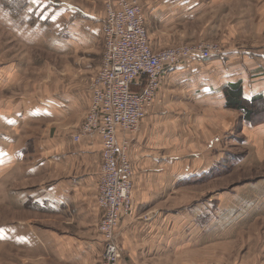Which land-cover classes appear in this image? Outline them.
Segmentation results:
<instances>
[{"label": "crops", "instance_id": "1", "mask_svg": "<svg viewBox=\"0 0 264 264\" xmlns=\"http://www.w3.org/2000/svg\"><path fill=\"white\" fill-rule=\"evenodd\" d=\"M13 1L6 2L3 23L14 40L16 33L27 38L38 26L50 29L57 53H89L97 42L103 45L104 12L64 1ZM134 1L154 52L185 42L214 40L224 45L220 56L205 61L190 57L167 67L141 130L116 131L118 141L129 143L133 174L132 211L115 229L120 238L118 264H175V254L194 245L188 239H198L195 244L203 249L207 244H198L199 239L208 238L214 250L222 241L221 232L230 237L240 224L237 220L264 211L261 188L257 195L227 200L226 208L210 199L205 205L185 206L178 214L161 209L162 200L184 181L208 175L223 161L217 162L223 152L214 150V144L228 141L236 112H241L227 104L232 88H240L241 107H251L256 98L264 100V0L254 1L257 36L246 44L239 43L238 29L231 24L230 12H236L238 0ZM53 25H58L54 31ZM183 27L190 28V35H184ZM1 59L0 196L7 209L0 217V264H100L97 227L103 212L96 206V188L102 144L96 135L73 141L91 101L90 78L100 64L70 65L72 71L62 78L48 70L35 81L33 67ZM145 83V77L137 79L132 91L141 92ZM240 124L244 138L237 141L253 144L263 157L264 123L250 125L242 117ZM36 212L49 215L52 225L32 222L28 214ZM16 214L18 221L8 220ZM186 256L179 264H211L209 256ZM214 258V263H223L222 256Z\"/></svg>", "mask_w": 264, "mask_h": 264}, {"label": "built area", "instance_id": "2", "mask_svg": "<svg viewBox=\"0 0 264 264\" xmlns=\"http://www.w3.org/2000/svg\"><path fill=\"white\" fill-rule=\"evenodd\" d=\"M101 21L103 54L90 78V104L73 141L96 135L102 144L96 206L102 210L97 232L102 244L100 264H118L119 246L114 237L118 221L132 211V168L127 158L128 142L117 140L116 131L134 134L156 99L160 75L167 67L190 57L206 60L222 55L224 48L199 44L157 52L148 46L141 9L134 0H106ZM145 77L139 93L133 83Z\"/></svg>", "mask_w": 264, "mask_h": 264}, {"label": "rangeland", "instance_id": "3", "mask_svg": "<svg viewBox=\"0 0 264 264\" xmlns=\"http://www.w3.org/2000/svg\"><path fill=\"white\" fill-rule=\"evenodd\" d=\"M10 1V0H9ZM56 2H69L74 5H80L81 7L89 10L92 13L104 12L105 0H54ZM258 3L263 0H238V7L236 12H230L232 17L231 24L234 29H238L235 34L239 37V43L246 44L249 40L255 38L257 33H255V16L253 7L255 2ZM7 0H0V58L2 62H8L12 60H17L20 63H25L28 67L32 68L31 76L36 80L40 81L42 75H47L49 70L50 74H57L60 78L64 76V73L72 71L70 65L79 64H95L100 63L104 48L102 45V40L97 42L94 50L89 53L80 52L79 54L69 51L68 53H57L55 47L53 46V36L50 29L45 32L42 27H34L29 30V35L27 38L21 33L20 35L15 34V40L11 38L8 33H6V23H3L5 14L7 11ZM47 10L49 8L47 7ZM59 11V10H58ZM56 11L55 14L58 12ZM59 13V12H58ZM57 13V14H58ZM49 15V12L43 13V15ZM237 17V18H236ZM229 18V19H230ZM2 23V25H1ZM264 25V23H262ZM52 26V25H51ZM58 25L54 27L53 31ZM198 27V24L195 25ZM183 33L185 36L190 35V28L183 27ZM186 29V30H185ZM199 32V31H198ZM149 40V36H148ZM199 44H214L220 48H224L222 43L217 41H197L190 43H179L175 44L169 48L185 47L190 48L191 46H196ZM26 45V47L24 46ZM165 49V48H164ZM30 73V72H29ZM30 76V74H29ZM34 81V82H35ZM253 110L260 109L258 105L252 107ZM238 118L234 122V126L229 131L227 136H230L228 141L214 144V150L220 152L216 156L217 166L210 171L212 176H201L197 180L196 176H193V180L189 183L184 181V185L180 186L178 190L170 192L168 198L162 200L161 209H170L174 214H178L179 210L183 207L194 206V204H203L208 202V200H218L220 208H226V201H233L241 196H253L257 195V190L264 189V154L263 157L259 158L258 150H255L254 145L250 146L242 145L240 140L237 138H244L240 131V119L242 118V113L236 112ZM264 120V116L255 117L254 121ZM143 121V120H142ZM141 123L139 124L138 133L141 130ZM132 168V167H131ZM206 177V178H204ZM203 178V179H201ZM132 186H133V176H132ZM133 192V191H132ZM262 192V191H260ZM132 196V195H131ZM222 199V201H221ZM251 203L247 204L250 205ZM235 206L232 204L231 206ZM241 203L238 206L241 208ZM237 206V205H236ZM206 208V206H205ZM6 207L2 205V197L0 196V217L5 214ZM12 212V211H11ZM222 212L220 211V214ZM176 216V215H175ZM10 218V219H8ZM8 220L18 221V214L8 217ZM28 218L32 220L35 224H41L44 226H51L52 222L49 215L36 212L28 214ZM0 221H3L0 218ZM223 223V222H221ZM240 223L234 229V233L230 232L231 236H224L221 232L222 238L221 243L217 244V247L212 250V247L208 244V238L199 239L198 244L204 245V248L197 247L195 243L198 239L189 240L193 242L189 249L180 251L181 253L175 254L174 261L175 264H179L182 259H192L195 257L209 256L207 263L211 261L214 263L216 256H222V264H242L243 260H250L254 264H264V211L255 210L251 214H247L242 220H237ZM226 227V226H224ZM175 229H173L174 231ZM114 237L117 239L119 244L120 238L118 236V231L115 230ZM205 242V243H204ZM188 244V243H186ZM185 244V245H186ZM208 246V247H207ZM181 250V249H179ZM212 250V252H211ZM179 252V251H178ZM230 252L232 255L229 257ZM176 253V252H174ZM119 254L121 258V252L119 248ZM197 257V258H198ZM229 262V258H231ZM120 261V260H119ZM119 263V262H118ZM168 263V261H166Z\"/></svg>", "mask_w": 264, "mask_h": 264}, {"label": "trees", "instance_id": "4", "mask_svg": "<svg viewBox=\"0 0 264 264\" xmlns=\"http://www.w3.org/2000/svg\"><path fill=\"white\" fill-rule=\"evenodd\" d=\"M15 1V0H14ZM13 1V2H14ZM230 96H232V101L228 100V106L231 108H238V110H241L242 113V117L244 119V121L247 124L250 125H255V124H259V123H264V120H259V121H254L255 117L257 116H264V100H262V98H256L253 102L251 107L247 108V107H241V92H240V88L238 87L236 88H232V92H230ZM258 105L260 109L258 110H253V106ZM212 176V172L210 171L208 175L206 176ZM201 176H196L197 180H199ZM206 178V177H204ZM203 179V178H201ZM193 180V178H190L187 182H191Z\"/></svg>", "mask_w": 264, "mask_h": 264}]
</instances>
